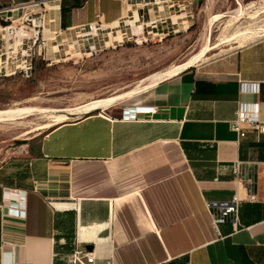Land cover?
Wrapping results in <instances>:
<instances>
[{"label":"crops","instance_id":"crops-1","mask_svg":"<svg viewBox=\"0 0 264 264\" xmlns=\"http://www.w3.org/2000/svg\"><path fill=\"white\" fill-rule=\"evenodd\" d=\"M141 12L154 9L45 1L56 32L98 13L108 27ZM196 63L105 108L57 113L65 117L0 163V264H67L88 244L91 264H264V132L232 126L240 101L258 103L264 120V35ZM240 80L259 81V93H242ZM132 105L156 110L123 119ZM234 195L237 224L227 219L216 232L208 203ZM20 202L24 216L10 214Z\"/></svg>","mask_w":264,"mask_h":264},{"label":"rangeland","instance_id":"rangeland-1","mask_svg":"<svg viewBox=\"0 0 264 264\" xmlns=\"http://www.w3.org/2000/svg\"><path fill=\"white\" fill-rule=\"evenodd\" d=\"M152 9L129 17L130 24L108 26L95 39L92 54L80 52L81 44L73 46L75 31L56 32L44 7L1 14L9 19L0 22L13 25H21L26 14H45L35 21L44 25L47 44L39 50L17 39L7 41L0 32V110L37 108L0 116V163L59 123L52 118L57 113L110 98L117 102L161 80L163 72L216 57L264 35V0H197L185 13L169 4ZM36 127L41 128L23 134Z\"/></svg>","mask_w":264,"mask_h":264},{"label":"built area","instance_id":"built-area-1","mask_svg":"<svg viewBox=\"0 0 264 264\" xmlns=\"http://www.w3.org/2000/svg\"><path fill=\"white\" fill-rule=\"evenodd\" d=\"M46 0H38L28 5H9L0 8V18L2 21H6L9 17H2L1 14L7 16L9 12H14L18 10H25L26 7H30L29 10H34V8L45 9ZM128 3L138 5L140 8L145 9L152 5L169 4V8L176 6L181 13H185L187 8L192 4V0H122ZM143 16V14H142ZM44 17V14L39 16H32V14H26L21 25H13L9 23L0 22V32L3 33V37L7 41L17 39L18 44L31 43L30 47H35L39 50L43 49L47 40L44 37L43 30L44 27L40 23L35 22L36 18L40 20ZM9 28L11 32H9ZM13 28V29H12ZM107 28L101 21V14H97L95 21L82 25L75 29V35L70 40L75 43L81 44L80 52L85 51L92 54L96 51V38H99L101 33ZM16 42V43H17ZM31 70V66L29 68ZM28 73V71H26ZM240 91L242 93H259L260 82L250 81V80H240ZM155 107L153 106H142V105H132L125 106L122 110V118L127 120H136L138 115L141 113H154ZM232 126L235 130L240 132V135L245 134V128H253L260 132H264V120L260 117V109L258 103H249L247 101H240L238 105V110L236 118L234 119ZM239 167H235V171L238 172ZM8 195L12 192L5 191ZM240 198L238 195H234L230 201H220V202H209L208 206L218 210V213L213 216L212 226L216 232H219V225L231 219L234 225L237 224L238 212H239ZM9 213L17 216L23 217L25 211L23 209L22 202L14 205H9ZM94 255L87 249L76 248L67 260V264H91L94 262ZM5 264H14V259H9L5 261ZM25 264H33L31 262H26ZM110 264V263H107Z\"/></svg>","mask_w":264,"mask_h":264},{"label":"bare ground","instance_id":"bare-ground-1","mask_svg":"<svg viewBox=\"0 0 264 264\" xmlns=\"http://www.w3.org/2000/svg\"><path fill=\"white\" fill-rule=\"evenodd\" d=\"M56 3V2H55ZM52 4V3H51ZM51 6L52 5H50L49 7H50V9H53V8H51ZM56 16V15H55ZM36 22V21H35ZM53 23V25H55V19H54V17L53 16H51V14H50V23ZM132 21H130L127 17H125L120 23H117L116 25H114L113 27H120V26H122V25H127V24H130ZM43 27H44V25H43ZM71 32H73V31H71ZM241 34V33H240ZM245 34V33H244ZM239 35V34H238ZM242 36V35H241ZM235 37H237V35L235 36ZM196 57V56H195ZM199 60H197L196 62H198ZM196 62H194V63H196ZM194 63H192V64H194ZM191 64V61H189V62H186L184 65H181V66H179L178 68H176V69H174V70H172V71H170V72H163L162 74H161V80L162 79H164V78H166V77H169V76H171V75H173V74H175V73H177V72H179V71H181L182 69H184V68H186V67H189V66H191L192 65ZM150 84V83H149ZM116 101V98H110V99H105V100H101V101H97V102H94V103H92V105H89L88 107H86V108H83L82 110L80 109V112H78V113H86V112H88V111H90V110H92V108H95V107H106V106H109V105H111V104H113L114 102ZM33 111H35V110H31V109H18V108H9V109H4V110H0V115H3V116H5V114H9L10 115V113H13V112H16V113H31V112H33ZM51 116V115H50ZM63 117H65V114H60V115H54V117H52V118H54V119H61V118H63Z\"/></svg>","mask_w":264,"mask_h":264},{"label":"water","instance_id":"water-1","mask_svg":"<svg viewBox=\"0 0 264 264\" xmlns=\"http://www.w3.org/2000/svg\"><path fill=\"white\" fill-rule=\"evenodd\" d=\"M92 248H93V246H92L91 244L86 245V249H87L88 251H91Z\"/></svg>","mask_w":264,"mask_h":264},{"label":"trees","instance_id":"trees-1","mask_svg":"<svg viewBox=\"0 0 264 264\" xmlns=\"http://www.w3.org/2000/svg\"><path fill=\"white\" fill-rule=\"evenodd\" d=\"M72 251H74V249H72Z\"/></svg>","mask_w":264,"mask_h":264}]
</instances>
